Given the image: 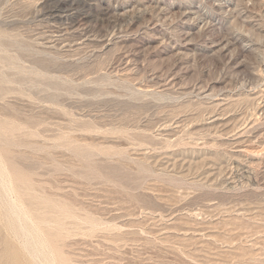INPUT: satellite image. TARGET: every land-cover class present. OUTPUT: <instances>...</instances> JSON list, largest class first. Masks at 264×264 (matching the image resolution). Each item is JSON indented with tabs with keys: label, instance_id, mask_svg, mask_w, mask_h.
I'll return each instance as SVG.
<instances>
[{
	"label": "rangeland",
	"instance_id": "obj_1",
	"mask_svg": "<svg viewBox=\"0 0 264 264\" xmlns=\"http://www.w3.org/2000/svg\"><path fill=\"white\" fill-rule=\"evenodd\" d=\"M0 160L55 264H264V0H0Z\"/></svg>",
	"mask_w": 264,
	"mask_h": 264
},
{
	"label": "bare ground",
	"instance_id": "obj_2",
	"mask_svg": "<svg viewBox=\"0 0 264 264\" xmlns=\"http://www.w3.org/2000/svg\"><path fill=\"white\" fill-rule=\"evenodd\" d=\"M68 16H70V15L68 14ZM0 162H1V160H0ZM174 165H175V163H174ZM2 166H4V165H2ZM2 166L0 164V223H3L4 227L6 226L10 230V231L9 230L8 231L11 232L10 234H12V235H10V236H12L13 241L15 240V241H17V243H19L20 248H21L20 249L21 250V258H20L21 264H55V260L51 257L54 255L50 256L47 254V252H49V251H50L49 254H52L50 247H49L50 250L46 249V247L48 246L46 244V242L48 243L49 241H43V237L41 238L42 235H40V233H39L40 230L38 231V228L35 227L36 224H32L30 218L27 215L28 213L26 214L25 213L26 211L23 210L22 207L24 205L21 206L22 202L19 203L20 200L19 201L17 200L19 198L16 199L15 197L14 198L16 200L11 201L10 196H11V193L13 192L12 191L13 186L11 187V183L9 181L11 179H9V177L7 179L8 173L3 170ZM4 169L6 170V167ZM13 194L14 193H12V195ZM9 197H10V200H9ZM14 198H12V199H14ZM46 223H48V222H46ZM47 237H48V235H47ZM55 242H56V240H55ZM45 251H46V253H45ZM52 252H54V251H52ZM6 254H8V256L11 258L13 257L12 260L9 261L8 264H10V263L11 264H17L18 263V258L16 256V254L12 255L8 252ZM61 256H62V254H61ZM65 257H67V256H65ZM60 258H63V257H60Z\"/></svg>",
	"mask_w": 264,
	"mask_h": 264
}]
</instances>
